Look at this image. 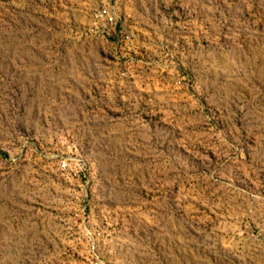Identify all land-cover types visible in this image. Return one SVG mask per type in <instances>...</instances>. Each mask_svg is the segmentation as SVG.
Segmentation results:
<instances>
[{"label": "rangeland", "instance_id": "374dc122", "mask_svg": "<svg viewBox=\"0 0 264 264\" xmlns=\"http://www.w3.org/2000/svg\"><path fill=\"white\" fill-rule=\"evenodd\" d=\"M0 150V264H264V0H0Z\"/></svg>", "mask_w": 264, "mask_h": 264}, {"label": "crops", "instance_id": "0c3cea01", "mask_svg": "<svg viewBox=\"0 0 264 264\" xmlns=\"http://www.w3.org/2000/svg\"><path fill=\"white\" fill-rule=\"evenodd\" d=\"M38 84V81L34 83L36 86ZM35 117H34V123L31 126L32 129V142L33 144H40V145H46L48 143V137L46 133L43 131L44 128V118L40 115L39 110H35ZM66 119V118H64ZM63 141H67V138L63 139Z\"/></svg>", "mask_w": 264, "mask_h": 264}, {"label": "built area", "instance_id": "2783aa9c", "mask_svg": "<svg viewBox=\"0 0 264 264\" xmlns=\"http://www.w3.org/2000/svg\"><path fill=\"white\" fill-rule=\"evenodd\" d=\"M75 158H68L64 162L61 163V169L64 171L70 170L71 166L73 165V161ZM78 162L75 160L74 165H78Z\"/></svg>", "mask_w": 264, "mask_h": 264}, {"label": "trees", "instance_id": "16d2710c", "mask_svg": "<svg viewBox=\"0 0 264 264\" xmlns=\"http://www.w3.org/2000/svg\"><path fill=\"white\" fill-rule=\"evenodd\" d=\"M0 154H1V155L4 154L2 150H0Z\"/></svg>", "mask_w": 264, "mask_h": 264}]
</instances>
